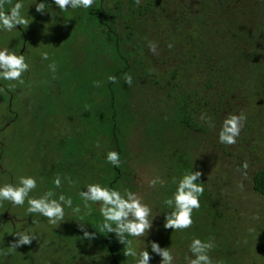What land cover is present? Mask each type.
<instances>
[{
    "label": "rangeland",
    "instance_id": "obj_1",
    "mask_svg": "<svg viewBox=\"0 0 264 264\" xmlns=\"http://www.w3.org/2000/svg\"><path fill=\"white\" fill-rule=\"evenodd\" d=\"M234 1L223 3L235 6ZM16 2L0 0V9L7 10ZM20 2L21 13L29 22L10 31L0 30V47L7 46L10 51L24 55L29 64L22 74L23 83L0 80V185L15 184L19 176L31 175L36 178L37 187L29 193L30 197L50 190L54 198L59 194L71 197L73 207L79 211L66 207L64 220L56 226L38 213L26 214L27 199L24 205L0 201V261L134 264L132 257L124 256L126 246L115 236L111 250L105 245L107 233L98 227L102 220L99 203L88 202L85 206L79 196V191L85 190L89 183L106 186L103 178L106 172L100 167L103 158L98 159L96 154L100 151L104 157L107 141L104 131L103 136H98L100 139L96 138L90 120L101 121L104 117L96 109H106L108 104L105 90L100 93L97 89L99 82L105 84L110 71L123 66L122 59L112 53L113 35L108 37V24L131 67L118 72L114 86L123 138L121 169L114 188L135 192L154 213L146 235L130 238L133 245L149 252V264H159L162 258L151 252L148 241H155L161 248L168 247L173 264H187L185 257H191L188 243L198 237L213 242L209 252L213 264H264V195L252 187L253 175L264 169V94L259 85L255 81L245 82V86L225 99L227 108L214 120L208 115L210 96L207 95L209 101L205 104L194 92L185 94L192 124L197 129L183 128L174 112L176 93L170 95V85L162 79L163 67L168 65H160L153 54L146 56L155 66L152 69L143 72L136 64L144 57V51L140 52L136 45L134 48L136 35L133 40L128 36L126 24L131 23L135 33L141 26L130 12L134 4L131 0H93L90 7L100 8L105 24L89 13L90 7L61 12L52 0H47V10L41 13L35 10L34 0ZM260 2L239 0V9L233 8L231 18L242 22L236 15L242 17L240 8L244 7L250 12V20L253 15L257 24L261 14L264 15V2L263 6ZM262 39L255 35L249 47L264 52ZM237 40L243 42L242 38ZM212 49L216 56L226 52L219 46ZM244 49L248 52L247 46ZM42 50L48 52L47 60L40 58ZM250 53L245 55L246 66ZM258 55L264 56L260 52ZM220 58L230 64V58ZM49 63L55 64L54 71L48 68ZM123 74L133 77L131 85L124 83ZM98 77L100 81L96 83ZM239 113L244 114L245 120L236 142L220 143L217 134L223 119ZM242 162L247 164L246 169L241 167ZM189 169L200 171L198 182L204 188L199 197L200 207L193 209V223L187 229L165 228L164 215L170 209H163L162 201L174 191L171 177ZM57 175L61 178L59 188L52 184ZM153 176L163 179L164 186L149 187L147 181ZM81 222L84 230L95 233L90 239L83 237L78 227ZM17 231L36 237L30 244L13 249L11 245L16 239L13 232Z\"/></svg>",
    "mask_w": 264,
    "mask_h": 264
},
{
    "label": "trees",
    "instance_id": "obj_2",
    "mask_svg": "<svg viewBox=\"0 0 264 264\" xmlns=\"http://www.w3.org/2000/svg\"><path fill=\"white\" fill-rule=\"evenodd\" d=\"M238 1H234L236 2L235 6H230L229 2L223 3L224 0H138V2L131 0V3L134 4L130 6V12L132 16H136L140 20L141 26L135 33L134 26H131V23L126 24L128 36L133 40V35H136L138 39L134 40V48L136 45L137 48H141H138L139 51H144V57L137 60L136 64L142 68L143 72L152 69L155 66L146 56L153 54L156 58L155 61H159L160 65H168L163 67L164 76L162 79L170 85V95L173 96L176 93L177 102L174 112L178 115L179 123L183 128L197 129L192 124V115L188 110V97L185 94L189 95L194 92V95L200 97L202 103L205 100V104L209 101L207 95L210 96L212 101H209L208 104L211 112L208 115L213 120L218 119L217 115L227 108L225 99L239 90L241 86H245V82L255 81V84L259 85L261 93L264 94V60L262 59L264 56L261 58L258 55L259 52L264 55V52H258L252 46L249 47L250 39L255 35L264 39V15L261 14L262 18L256 24L253 22V15L250 20L249 10L242 7L240 8L241 12L243 9L242 17L236 15V17L242 18V22L238 23L237 19L231 18L233 10H235L233 8L239 9ZM263 2L264 0H261V6H263ZM88 11L97 18L98 22L104 23L99 7H90ZM106 26L108 37L113 35L111 37L112 53L122 59L123 66L121 69L110 71V76L115 78L114 81L108 79L104 84L98 77L96 83L100 82L97 89L101 91L100 93L105 90L108 104L106 109L105 107L96 109L104 117L101 121L97 122L93 119L90 121H93L91 130L92 133L96 132L97 139H100L101 135L103 136L104 131L107 141L106 152L115 150L120 154L123 149V138L120 134L118 114L114 103V86L118 72H126L131 67L127 64V59L119 48L112 28H108V24ZM239 38H242L243 42H239L237 40ZM143 41L145 44L142 45ZM148 42L155 43L156 53L149 51ZM213 46L222 47L226 52L221 56H216L213 53ZM246 46L248 52L244 49ZM106 48L109 50L108 45ZM250 51L249 66H246L245 55ZM220 57L230 58V64H225ZM112 65L114 64L111 62V68ZM219 68H222V72H219ZM198 92H202L203 96H200ZM177 96L181 97L177 98ZM91 136L93 137V134ZM96 155L98 159L103 158L100 167L106 172L103 174L106 187L114 188L118 177L117 173L121 169L120 165L115 167L108 164L100 151ZM96 168L98 169L99 166L97 165ZM252 181L253 189L264 195V169H258L253 175ZM113 236L115 235L109 232L103 239L110 250L112 249Z\"/></svg>",
    "mask_w": 264,
    "mask_h": 264
},
{
    "label": "clouds",
    "instance_id": "obj_3",
    "mask_svg": "<svg viewBox=\"0 0 264 264\" xmlns=\"http://www.w3.org/2000/svg\"><path fill=\"white\" fill-rule=\"evenodd\" d=\"M52 2L61 12L66 9H88L93 4V0H52ZM33 4L37 12L42 13L47 10L45 6L48 4L47 0H34ZM21 9L20 0L9 6L7 10L0 9V30L10 31L16 25L25 26L29 20L25 15H22ZM147 47L149 51L155 52L154 42H148ZM48 55L47 51L42 50L40 52L42 60H47ZM28 67L29 64L24 55L10 51L7 46L0 47V80L23 83L22 74L27 71ZM48 68L54 71L55 64L49 63ZM108 79L114 81L115 78L109 76ZM122 79L127 85H131L133 82V77L130 74H123ZM244 120L243 113L227 115L218 131V141L222 144H234ZM104 159L111 166L118 167L120 165V154L115 150L107 151L104 154ZM241 167L246 169L247 164L242 162ZM199 177V170L190 169L178 177H171L170 183L174 184L175 188L171 195L166 196L162 201L163 209H170L164 215L163 227L183 230L193 223V209L200 207L199 197L204 191L203 184L198 182ZM147 183L149 187L156 185L163 187L165 181L159 176H153L148 179ZM52 184L56 188L61 186L59 175L53 178ZM36 187L37 180L33 176H19L15 184L0 185V201H7L12 205H24L27 199L26 214L38 213L40 216L46 217L49 224L56 226L64 220L66 207L75 212L79 211L78 207H73L71 197L59 194L54 198V193L50 190L44 191L38 197H30L29 193ZM79 196L85 206L88 202L99 203V213L102 220L98 227L100 231L113 233L118 241L126 246L123 252L125 257H132L134 264H149V252L144 248L135 247L130 238L146 235L147 230L151 227V218L154 213L135 192L128 189L121 192L118 189L101 186L98 183H89L85 186V190L79 191ZM78 227L85 239H90L95 234L84 230L83 222ZM13 235L16 237L11 245L13 249L20 245L30 244L36 237L32 233L24 231L13 232ZM148 247L152 253L158 254L162 258L159 264H173V254L168 247L161 248L155 241H148ZM187 247L188 252L191 253V257H185L187 264H213L209 252L213 249L214 244L210 239L202 240L193 237ZM0 264L3 262L0 261Z\"/></svg>",
    "mask_w": 264,
    "mask_h": 264
}]
</instances>
